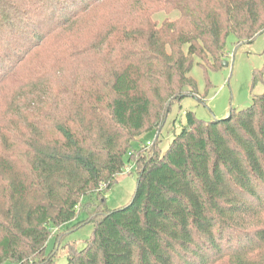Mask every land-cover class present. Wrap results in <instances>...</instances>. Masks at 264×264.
<instances>
[{
    "label": "trees",
    "instance_id": "1",
    "mask_svg": "<svg viewBox=\"0 0 264 264\" xmlns=\"http://www.w3.org/2000/svg\"><path fill=\"white\" fill-rule=\"evenodd\" d=\"M111 1L0 0V87L27 88L7 108L19 137L0 134V264H56L52 229L90 196L92 235L65 264H264V92L222 120L186 112L163 153L155 142L129 154L130 202L104 207L131 144L159 131L174 102L197 97L194 65L218 70L228 36L250 44L264 32V0ZM114 6L96 43L73 35L56 48L93 56L83 77L71 72L48 97L40 68L15 81L51 34Z\"/></svg>",
    "mask_w": 264,
    "mask_h": 264
},
{
    "label": "rangeland",
    "instance_id": "2",
    "mask_svg": "<svg viewBox=\"0 0 264 264\" xmlns=\"http://www.w3.org/2000/svg\"><path fill=\"white\" fill-rule=\"evenodd\" d=\"M108 4H114V0ZM115 7L107 11H103L102 7H94L80 17L74 31L66 32L60 29L55 31L40 47L34 49L25 66H22L24 69L21 67L19 70L23 69V76L17 75L15 81L17 80L20 83L22 79L27 80L28 75H32L40 68L42 72L45 71L44 77L47 76V83L42 89L43 92H46L45 97H48L49 94H53L54 85L62 81V78H67L71 72L78 78L83 77L86 73V66L81 64L91 63L93 56L85 54L78 59L77 57L76 59L63 58L65 55L60 53L61 47L60 50H57V46L58 44L67 43L63 38H70L73 35L75 36L71 38L72 41L77 38V41L82 40L81 43H96V37L103 31L106 22L105 15ZM166 16V12H159L154 14L153 20L160 22ZM54 54L56 56L52 58ZM223 63H227L228 66H221L218 70H207L206 74L197 65H194L190 76L196 81L197 97H185L179 102H174L161 129L143 133L138 141L133 142L125 162L133 151L139 150L142 146L146 150L147 142L150 144L156 142L157 149L163 153L169 146L173 136L178 134L185 124L186 112H192L196 118L204 122L222 120L227 118L231 111L247 108L251 104L252 95L262 94L264 92V71L261 79L254 87H252V79L256 71H261L264 68V32L258 35L250 44H235L234 37L228 36L225 43ZM51 65L57 67L50 69ZM25 76L28 77L24 78ZM19 90L21 89H18V86L0 87V134H9L12 139L19 137V128L22 123L17 120L16 123L19 125L17 127L13 123L15 121L10 120L7 108L13 95L27 92V88L22 92ZM135 186L136 168L134 162H126L123 174L117 178V181L105 195L104 207L113 210L127 205L134 194ZM80 205L74 222L60 229H52L46 244V251L54 253L56 264H65L70 249H82L85 242L92 235L94 225L87 223L86 219L88 211L93 205H98V202L94 196H90L83 198ZM78 223L80 224L77 225Z\"/></svg>",
    "mask_w": 264,
    "mask_h": 264
},
{
    "label": "built area",
    "instance_id": "3",
    "mask_svg": "<svg viewBox=\"0 0 264 264\" xmlns=\"http://www.w3.org/2000/svg\"><path fill=\"white\" fill-rule=\"evenodd\" d=\"M151 144L149 142L146 143V146H150Z\"/></svg>",
    "mask_w": 264,
    "mask_h": 264
},
{
    "label": "water",
    "instance_id": "4",
    "mask_svg": "<svg viewBox=\"0 0 264 264\" xmlns=\"http://www.w3.org/2000/svg\"><path fill=\"white\" fill-rule=\"evenodd\" d=\"M223 66H227V63H223Z\"/></svg>",
    "mask_w": 264,
    "mask_h": 264
}]
</instances>
